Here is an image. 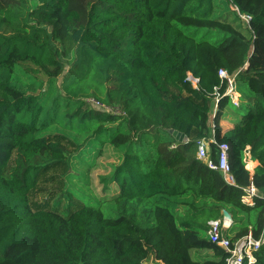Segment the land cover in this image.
Here are the masks:
<instances>
[{"label":"trees","instance_id":"1","mask_svg":"<svg viewBox=\"0 0 264 264\" xmlns=\"http://www.w3.org/2000/svg\"><path fill=\"white\" fill-rule=\"evenodd\" d=\"M202 138L214 162L228 144L231 182L196 158ZM104 147L118 163L96 194ZM56 167L68 185L32 208ZM223 209L231 242L263 233L264 0H0V264H226L207 234ZM242 264H264V242Z\"/></svg>","mask_w":264,"mask_h":264},{"label":"built area","instance_id":"2","mask_svg":"<svg viewBox=\"0 0 264 264\" xmlns=\"http://www.w3.org/2000/svg\"><path fill=\"white\" fill-rule=\"evenodd\" d=\"M246 23L249 21V17L246 15H240ZM218 77L220 80H226V87L224 94L229 96L230 100L237 105L239 93L235 89V78L228 75L224 69L218 70ZM192 86H196L198 79L193 77L190 73H187V77ZM215 102L217 101V94H215ZM216 104L214 103V107ZM213 132V129H211ZM214 142L213 138L209 139ZM208 141L204 138L200 139L196 145V158L203 163H205L210 168L219 169L226 181L231 182V177L229 174V163H228V144L226 142L217 143V159L212 161L209 158L207 152ZM255 194V190L250 184L246 188V193L242 196V201L246 203L252 202V196ZM231 220H227L224 217L221 219H211L208 221L209 228L207 230L208 237L211 242L222 247L226 252L225 257L226 264H242L243 259L247 258L248 261L253 260V251L257 250L262 242H264V231L261 236L257 239L252 238L250 233L242 238L235 241H230L229 238L223 234L222 229L229 227Z\"/></svg>","mask_w":264,"mask_h":264},{"label":"rangeland","instance_id":"3","mask_svg":"<svg viewBox=\"0 0 264 264\" xmlns=\"http://www.w3.org/2000/svg\"><path fill=\"white\" fill-rule=\"evenodd\" d=\"M84 2L85 0H80ZM245 32V31H244ZM88 102L92 99H87ZM234 116L232 108L225 107V114L223 117ZM57 131L55 128L50 131L51 135H56ZM54 138V137H53ZM62 145L70 152L73 151V145L70 142V139L65 137H60ZM15 159V152L13 151L10 165L13 164ZM118 163L117 154L111 148H105L102 150V153L94 160L93 166L89 170L90 177V188L96 193H100V187L98 185L99 177L109 176L115 164ZM7 172L9 169L6 170ZM64 170L60 167L51 168L45 170L41 173L37 184L29 192V201L32 208L38 207H49L52 202L60 196L62 189L68 185L69 181L64 176ZM149 264H157V262L148 261Z\"/></svg>","mask_w":264,"mask_h":264},{"label":"crops","instance_id":"4","mask_svg":"<svg viewBox=\"0 0 264 264\" xmlns=\"http://www.w3.org/2000/svg\"><path fill=\"white\" fill-rule=\"evenodd\" d=\"M238 119L239 117L238 116H231V117H228V116H225L220 119L219 121V125L225 129V128H228L231 126V120L232 119ZM247 149L249 147H246ZM259 165V162L257 161V159H252L251 155L248 154L247 152L245 153V168L249 171V174L252 175L253 172H254V168L255 166ZM151 261V260H150ZM153 263L154 262H157V264H162L161 262L159 261H152Z\"/></svg>","mask_w":264,"mask_h":264},{"label":"water","instance_id":"5","mask_svg":"<svg viewBox=\"0 0 264 264\" xmlns=\"http://www.w3.org/2000/svg\"><path fill=\"white\" fill-rule=\"evenodd\" d=\"M168 132L171 133L175 137V139L178 140L179 142L185 141L187 139L184 133H181L177 130L169 129ZM222 215L225 219L231 220V215L227 210L223 209Z\"/></svg>","mask_w":264,"mask_h":264}]
</instances>
